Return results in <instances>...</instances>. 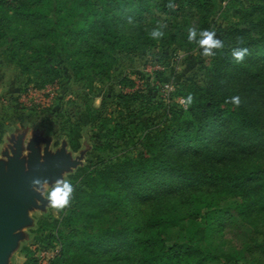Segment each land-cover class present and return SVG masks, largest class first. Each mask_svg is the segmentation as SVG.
<instances>
[{
	"label": "trees",
	"instance_id": "16d2710c",
	"mask_svg": "<svg viewBox=\"0 0 264 264\" xmlns=\"http://www.w3.org/2000/svg\"><path fill=\"white\" fill-rule=\"evenodd\" d=\"M51 1L0 0V46L22 71L42 64L56 74L62 59L76 64L78 79L94 81L109 75L115 54L138 49L132 31L145 36L154 28L136 20L142 1L162 14L165 36L186 45L196 44L187 28L209 29L216 12L213 0H173V8L169 0H53L48 14ZM226 9L233 21L217 36L225 47L206 57L202 84L190 81L176 90L183 100L191 93L193 103L165 108L157 122L127 118L138 136H126V125L115 120L109 129L139 146L135 154L88 163L71 175L75 191L60 218L65 231L51 230L40 242L55 250L46 264H159L180 257L264 264V228L256 225V215H264V0H230ZM179 15L192 20L177 24ZM237 37L249 50L239 62L230 53ZM236 95L239 106L226 103ZM138 97L116 94L114 107L129 111ZM207 197L216 204L197 219V202ZM226 227L242 234L249 227L252 235L230 251L203 242Z\"/></svg>",
	"mask_w": 264,
	"mask_h": 264
},
{
	"label": "rangeland",
	"instance_id": "374dc122",
	"mask_svg": "<svg viewBox=\"0 0 264 264\" xmlns=\"http://www.w3.org/2000/svg\"><path fill=\"white\" fill-rule=\"evenodd\" d=\"M213 2L216 12L210 17L209 30H215L218 36V29L227 28L233 18L225 11L230 0ZM79 3L85 4V0ZM47 4L44 10L52 14L55 1ZM147 6L148 2H141L136 20L141 19L143 24L153 22L155 27L163 16ZM185 17L179 15L174 22L183 24L192 20V16ZM136 31L132 33L136 35L138 49L129 54H115L109 75L101 81L88 80L87 77V80L78 79V69H74L76 64L72 68L62 59L56 61L62 68L56 74L50 65L42 64L32 71H22L8 60L4 47L0 46V170L8 172L12 161H17L24 174L32 158L42 162L45 156L59 154L64 161L55 162L50 172L40 179L51 183L60 176L70 179L88 163L135 154L139 146L134 148L130 141L118 140L117 133L109 129L113 122L118 120L121 125H126V136L129 137L130 133L138 136L139 130L134 133L129 130L126 123L130 119L127 118L144 124L161 120L165 108L179 104L177 89L190 81L202 84L207 57L202 55L197 44L186 45L171 33L146 44L149 35L140 36ZM59 54L63 57L66 51L61 50ZM123 77L127 80L119 83ZM129 92H137L139 97L129 103V111L118 113L113 97ZM103 119L106 127L99 129ZM25 193L27 197L20 201L21 220L8 234L11 245L2 264H22L26 258H35L36 264H41L38 254L42 250L40 242L44 235L56 229L57 233L65 231L60 223L65 209L59 212L51 209L47 201L33 190V184L25 189ZM215 204L208 197L197 202V219ZM256 216V225L261 230L264 215ZM249 235H252L249 227L243 234L237 228L226 227L202 238L210 246L220 243L224 250L230 251L232 245L245 241ZM45 250L48 256L54 253V249ZM233 263L222 258H206L198 263L192 257H180L165 258L159 264Z\"/></svg>",
	"mask_w": 264,
	"mask_h": 264
},
{
	"label": "clouds",
	"instance_id": "9594fccd",
	"mask_svg": "<svg viewBox=\"0 0 264 264\" xmlns=\"http://www.w3.org/2000/svg\"><path fill=\"white\" fill-rule=\"evenodd\" d=\"M168 7L173 8L175 4L173 0H169ZM167 24L158 22L148 34L154 40L162 39L165 35L163 29ZM187 39L190 43H196L202 49V55L214 56L216 50H221L225 47L223 40L217 37L215 30L199 29L196 26H189L187 28ZM245 41L242 37H237L235 44L231 46L230 53L237 62L242 61L246 55L249 54L247 47H243ZM194 97L191 93L187 95L183 103L190 106L193 103ZM226 103H232L239 106L241 99L238 95L231 96L226 99ZM33 190L39 193L48 203L51 209L62 211L66 209L72 200L75 191L74 184L70 179L64 176L57 177L54 181L49 183L47 180H40L35 178L32 182Z\"/></svg>",
	"mask_w": 264,
	"mask_h": 264
},
{
	"label": "water",
	"instance_id": "95a60500",
	"mask_svg": "<svg viewBox=\"0 0 264 264\" xmlns=\"http://www.w3.org/2000/svg\"><path fill=\"white\" fill-rule=\"evenodd\" d=\"M61 155L45 156L42 162L32 158L28 170L22 173L17 161H12L8 172L0 170V264L11 245L10 230L21 220L20 201L27 197L25 189L35 178H43L55 162H63Z\"/></svg>",
	"mask_w": 264,
	"mask_h": 264
},
{
	"label": "built area",
	"instance_id": "2783aa9c",
	"mask_svg": "<svg viewBox=\"0 0 264 264\" xmlns=\"http://www.w3.org/2000/svg\"><path fill=\"white\" fill-rule=\"evenodd\" d=\"M183 98H179V104L182 106V107H185V104L183 103ZM55 251V250H54ZM47 250H45V249H42L40 252H39V256H40V263L41 264H44V263H46V261H45V259H43V258H46V260H47V258L48 257H50L51 255H47Z\"/></svg>",
	"mask_w": 264,
	"mask_h": 264
}]
</instances>
